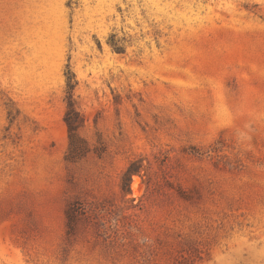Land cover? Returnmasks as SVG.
I'll return each instance as SVG.
<instances>
[{
    "label": "rangeland",
    "instance_id": "1",
    "mask_svg": "<svg viewBox=\"0 0 264 264\" xmlns=\"http://www.w3.org/2000/svg\"><path fill=\"white\" fill-rule=\"evenodd\" d=\"M0 264H264V0H0Z\"/></svg>",
    "mask_w": 264,
    "mask_h": 264
},
{
    "label": "trees",
    "instance_id": "2",
    "mask_svg": "<svg viewBox=\"0 0 264 264\" xmlns=\"http://www.w3.org/2000/svg\"><path fill=\"white\" fill-rule=\"evenodd\" d=\"M71 113H74L75 114L77 112H75V110L72 109L71 108V105H70L69 111L67 112V118H66V120H67V123L69 125V129H70V132H71L70 135H71V138H72V137L75 136V130H76L77 126L75 125V122L72 120V117L70 116ZM73 146H74V144H73Z\"/></svg>",
    "mask_w": 264,
    "mask_h": 264
}]
</instances>
